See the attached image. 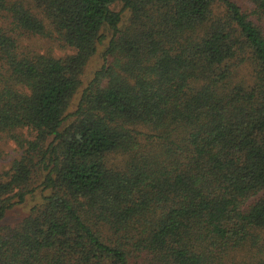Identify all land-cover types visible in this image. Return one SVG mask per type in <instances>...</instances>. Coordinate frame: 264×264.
<instances>
[{
    "label": "trees",
    "instance_id": "16d2710c",
    "mask_svg": "<svg viewBox=\"0 0 264 264\" xmlns=\"http://www.w3.org/2000/svg\"><path fill=\"white\" fill-rule=\"evenodd\" d=\"M245 1L0 0L20 153L0 264H264V0Z\"/></svg>",
    "mask_w": 264,
    "mask_h": 264
},
{
    "label": "rangeland",
    "instance_id": "374dc122",
    "mask_svg": "<svg viewBox=\"0 0 264 264\" xmlns=\"http://www.w3.org/2000/svg\"><path fill=\"white\" fill-rule=\"evenodd\" d=\"M241 5L242 9L249 13L252 9V5L245 0H237ZM19 43L22 46H29L38 53H51L56 58H61L67 54L72 53V50L62 47L57 42L53 40L43 39L40 37H30L19 39ZM99 65L97 59L91 61L87 68V73L85 77L89 76ZM29 135V133L27 134ZM19 149L10 140L2 139L0 140V175L4 174L9 168L10 163L19 156ZM33 205V201L29 200L24 206L16 207L10 214V220H17L20 216L26 215L28 209Z\"/></svg>",
    "mask_w": 264,
    "mask_h": 264
}]
</instances>
